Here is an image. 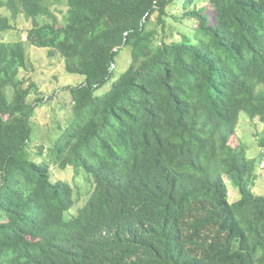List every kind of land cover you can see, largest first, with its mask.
<instances>
[{"label": "trees", "instance_id": "obj_1", "mask_svg": "<svg viewBox=\"0 0 264 264\" xmlns=\"http://www.w3.org/2000/svg\"><path fill=\"white\" fill-rule=\"evenodd\" d=\"M204 1L66 0L59 21L53 0H0V33L29 23L0 39V264H264L256 159L231 141L240 112L264 128V0ZM166 17L194 32L170 39ZM25 41L84 77L49 147L29 144ZM52 165L93 182L73 214Z\"/></svg>", "mask_w": 264, "mask_h": 264}, {"label": "rangeland", "instance_id": "obj_2", "mask_svg": "<svg viewBox=\"0 0 264 264\" xmlns=\"http://www.w3.org/2000/svg\"><path fill=\"white\" fill-rule=\"evenodd\" d=\"M206 2L204 0H198L199 5H204ZM206 5V8L209 10L213 9L208 2ZM51 8L57 15L59 21H62L67 8L66 0H53ZM168 9L171 13H178L181 12V5L172 4ZM0 12L9 13L3 9ZM166 18V31H168L169 35L171 34L170 39H180L181 33L192 34L194 32L192 25H183L182 22L176 21L172 17ZM28 26L29 23L23 16H20L16 23V28L2 31L0 33V39L8 41L22 38L24 40ZM25 49L26 65L20 70L19 77L25 78L27 84L33 82L36 86V91H31L27 97V101L29 103H36L37 98L44 97L34 108V115L31 118L32 135L29 144L31 146L43 145L49 147L60 135L61 129L58 126L62 124V127H65L66 125L64 124L71 114V96L65 91L64 87L78 85L84 80V77L79 74L66 72L62 59L57 55L49 56L47 48L37 47L25 41ZM115 60L116 69L112 78L97 90V94L102 95L107 92L112 83L127 68L130 63L129 50H121L115 57ZM260 139L264 140L262 123L257 118L250 119L245 112H240L236 133L231 138L232 143L234 145L243 143L247 146V156L256 159ZM38 159L51 164L53 163L51 154H48L46 151ZM51 171L53 180L68 181L73 187L76 201L70 211L72 214L75 213L78 207L84 205L88 199L93 188L92 180L85 176L84 171L83 173L85 175L83 173L76 174L72 166L60 169L52 165ZM252 189L257 194L264 196V176L259 175L257 177ZM229 191V199L231 201L235 200L237 198L236 191L231 188H229Z\"/></svg>", "mask_w": 264, "mask_h": 264}, {"label": "clouds", "instance_id": "obj_3", "mask_svg": "<svg viewBox=\"0 0 264 264\" xmlns=\"http://www.w3.org/2000/svg\"><path fill=\"white\" fill-rule=\"evenodd\" d=\"M261 142H264L263 139H260L259 140V143H260V146L257 147L258 148V156L256 158V168H257V173L260 175V176H264V174L260 171V168H259V164H260V160L262 158V149L264 148V143H261ZM246 150H247V146H246ZM229 188L231 189H234L233 187L229 186ZM229 196H230V191H229Z\"/></svg>", "mask_w": 264, "mask_h": 264}, {"label": "built area", "instance_id": "obj_4", "mask_svg": "<svg viewBox=\"0 0 264 264\" xmlns=\"http://www.w3.org/2000/svg\"><path fill=\"white\" fill-rule=\"evenodd\" d=\"M262 158L260 160L259 168L260 171L264 174V148L262 149Z\"/></svg>", "mask_w": 264, "mask_h": 264}]
</instances>
